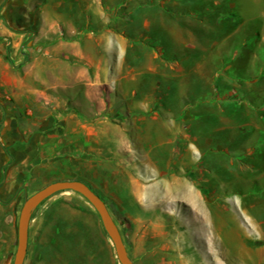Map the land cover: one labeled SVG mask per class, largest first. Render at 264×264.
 I'll list each match as a JSON object with an SVG mask.
<instances>
[{"label":"rangeland","instance_id":"obj_1","mask_svg":"<svg viewBox=\"0 0 264 264\" xmlns=\"http://www.w3.org/2000/svg\"><path fill=\"white\" fill-rule=\"evenodd\" d=\"M157 1L101 0L93 10L127 40L122 61L145 75L146 94L158 75L177 77L157 81L178 98L176 112L160 122L147 108L128 155L85 163L79 181L105 201L134 264H264V0H202V12L194 0ZM32 215L23 264H119L79 194L58 192Z\"/></svg>","mask_w":264,"mask_h":264},{"label":"crops","instance_id":"obj_2","mask_svg":"<svg viewBox=\"0 0 264 264\" xmlns=\"http://www.w3.org/2000/svg\"><path fill=\"white\" fill-rule=\"evenodd\" d=\"M98 2L0 0V264L13 263L25 197L52 181H84L87 162L121 161L147 108L160 122L176 112L178 98L157 81L177 77L156 73L146 94L145 75L122 61L127 40L104 14L97 25Z\"/></svg>","mask_w":264,"mask_h":264},{"label":"water","instance_id":"obj_3","mask_svg":"<svg viewBox=\"0 0 264 264\" xmlns=\"http://www.w3.org/2000/svg\"><path fill=\"white\" fill-rule=\"evenodd\" d=\"M58 192H73L83 197L97 213L108 235L119 264H134L128 256L119 229L114 222L105 201L89 186L79 180H56L24 198L17 221L16 248L12 264H23L28 247V229L33 211L46 199Z\"/></svg>","mask_w":264,"mask_h":264},{"label":"trees","instance_id":"obj_4","mask_svg":"<svg viewBox=\"0 0 264 264\" xmlns=\"http://www.w3.org/2000/svg\"><path fill=\"white\" fill-rule=\"evenodd\" d=\"M164 1H167V0H158L157 2L158 3H162V2H164ZM194 3H193V5L194 6H197V10L199 9V10H201V12L203 11V10H205L206 8H205V2H203L202 0H194L193 1ZM198 10V11H199ZM116 19H123L122 18V16H120V17H116ZM125 19V18H124ZM152 36H153V38L154 39H156V43H159V37H158V35H155V34H152ZM229 63H230V61H229ZM231 65V64H230ZM238 64H234L231 68H230V71L229 72H227V74H229V77H231L232 79H234L235 80V77H234V74L236 75L237 74V72H238V68H236L235 66H237ZM242 67H243V64L241 65ZM238 67V66H237ZM238 76V75H237ZM254 77H256V76H254ZM264 77V76H263ZM237 78H240V76H238ZM256 78H258V77H256ZM242 79H244V78H242ZM240 82H242V81H240ZM224 87L226 88V90H227V88H229V87H226L225 85H224ZM225 90V91H226ZM255 94V93H254ZM203 98V97H202ZM204 99H206L208 102H209V100L210 99H208V98H204ZM244 99V98H243ZM256 99H257V95H255V98H254V100L252 101L251 99H246V103L248 104V106L250 107V108H254L255 106H257V103L255 102L256 101ZM259 100H260V103L262 102V101H264V94H262V95H260V97H259ZM240 101H241V98L239 99V100H233V101H231L232 103H234V102H237L238 104H240ZM259 103V104H260ZM232 111H233V108H232ZM240 111V110H239ZM239 111H237V112H239ZM260 146L259 147H257L256 148V152L258 153V154H260V155H262L260 158L264 161V154H263V152H264V138H263V141H260ZM239 156L238 157H241V158H245V155L244 154H238ZM87 185V184H86ZM88 186V185H87ZM92 189V188H91ZM93 190V189H92ZM96 194H97V192L95 191V190H93ZM202 194H203V192H202ZM98 195V194H97ZM44 202V201H43ZM42 202V203H43ZM41 203V204H42ZM40 204V205H41ZM39 205V206H40ZM32 218V217H31Z\"/></svg>","mask_w":264,"mask_h":264},{"label":"bare ground","instance_id":"obj_5","mask_svg":"<svg viewBox=\"0 0 264 264\" xmlns=\"http://www.w3.org/2000/svg\"><path fill=\"white\" fill-rule=\"evenodd\" d=\"M176 181V180H175ZM173 187V186H172ZM184 188V187H183ZM185 189V191L183 192V195H184V197H185V200L187 201V202H189L190 203V200L192 201V197H190V195H192L191 194V192L189 191V190H187L188 189V187L187 188H184ZM173 189L171 188V191H172ZM177 194V193H176ZM167 196V195H166ZM174 197V196H173ZM177 197V196H176ZM191 204H192V202H191ZM196 204V203H195ZM195 204H193V205H195ZM199 206V205H198ZM158 210V209H157ZM166 216V215H165ZM204 222V221H203Z\"/></svg>","mask_w":264,"mask_h":264}]
</instances>
